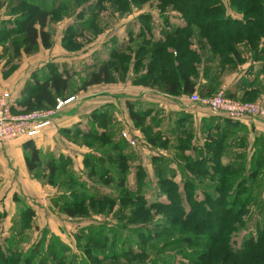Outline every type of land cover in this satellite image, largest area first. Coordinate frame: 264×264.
Returning a JSON list of instances; mask_svg holds the SVG:
<instances>
[{"label": "rangeland", "instance_id": "1", "mask_svg": "<svg viewBox=\"0 0 264 264\" xmlns=\"http://www.w3.org/2000/svg\"><path fill=\"white\" fill-rule=\"evenodd\" d=\"M14 1L15 0H0V20L4 17H11V8L15 4ZM36 1L40 3L41 0ZM96 1L97 0H88L87 2H83L81 6H76L74 3L75 0H48L49 4H62V6L66 8V12L64 13L65 16L60 20L52 21L48 24L47 31L50 33L51 46L47 49L39 45L32 53H17L13 49L14 46L11 43V40L16 39L17 37L13 35L9 38H5L6 36L3 33L0 34L3 38L7 39L0 42V73H2L0 79L3 80V78H5V81L2 83L3 85H24V88L27 90L31 87L30 84L33 83L35 77L41 78L44 75H47L48 65L52 63H49V61L53 57L67 56L73 58L75 57V54L80 51L85 55L81 56L82 58H76V61H81V63L77 64L75 68L64 67L66 69H71L69 70V82L73 91L70 92L71 95L69 97L73 96L74 100L64 105L55 114L53 120L57 116L62 115L67 109H70L68 111L72 112L80 107V101L88 98V96H86L87 93L92 97L97 94L105 95L104 93L114 95L112 103L102 108L109 119L105 124L110 140L106 147L99 146L97 144L98 140L95 138L91 139L93 143L92 146L88 147L83 145L82 143L84 142L85 137L80 133L81 130L79 129L81 128L78 125L71 126L69 130L72 132H69V134L61 130L60 135L63 138L61 142L64 143V149L66 150L65 154L68 156L64 157L61 155V157L55 161L62 162L66 165H60V167L53 172V176H50L51 173L42 165H39L33 172L28 171L24 165H21L20 168L14 169L10 163L18 161L17 157L21 155L23 157L25 155L24 149H22L21 146L17 147L16 145V149L19 153L16 155H10V153L5 150V146L10 145L11 143V145H14V141L9 143L5 142V145L3 144V146H1V161L2 165L6 164V167L0 166V245L3 244L5 248V245H10V242H12L11 244H16V248L19 252L18 260L15 258H13V260L22 262H24L26 255L32 250L36 251L40 256L43 254L45 256L44 247L46 246V243H48V241L51 242V238L54 237L63 244V248L66 251L65 256L72 255L77 257L80 261L86 260V262H88L87 259H90L91 263H95L92 261V259H95L98 264H191L192 261V264H197V259L201 257V249L208 248L207 245L202 244L203 235H208L207 242L220 244V242H216V238L214 237L219 226V220L217 218L219 217L217 216L218 214L216 215L214 213L211 216H198L199 219H202L201 223L208 231L205 232L198 230L197 227H200V224L197 227L194 223H188V225L184 226L183 222L185 219L182 217V212L175 213L169 211L168 208L162 209L156 206V209L153 208L154 206L148 207V205L157 201L165 204L169 203L170 198L167 197L163 191L158 189L157 183L159 178L164 177L166 173L168 175L173 174L174 180L181 185L186 178L188 181H197L202 189L207 186L211 187L217 179L216 174L210 176L215 170L214 167L210 169L212 172L208 171L209 175H202L199 178L195 177V175L193 177L190 173L194 169V165L191 161L198 159L203 152V150H194L195 147L197 149L202 147L204 142V136L202 134L203 128H201L202 121L196 125L194 118H192V120H190L192 121V124L189 122L180 123L177 127L179 130L176 131L175 129L173 131L171 130L172 127H170V121L168 119H173L175 116H172L173 114L170 113H168L169 117L166 116L163 107L149 103L144 104L142 101L135 99L125 100L126 97L132 98V96L143 98L146 93L161 94L167 99L171 98L169 100L181 103L182 106L186 105L188 108L194 106V108H196L193 104L197 105L198 103H193L192 100H190L191 95L184 96V98L180 100L177 99L179 96L167 95L158 91L156 86H145L143 83L135 82L136 77L141 73H145L147 69V67L139 66L137 64L135 55L136 51H138L143 44V37L138 35L141 29L138 20L140 15L144 13L152 16L151 19L153 18V20H151V24L155 38L162 33L164 26L166 29L167 27H174L183 20L176 11L171 10H169V12L167 11L168 16L166 17L168 18L164 21L163 19H160L159 14L162 12L160 11V8L157 7V0H147V2L141 7H136L134 4L130 3L128 7L129 9L126 13H119L111 4L105 3L104 9L98 18L95 17L94 23L93 20L89 23L84 22V26L81 28L80 22L89 20L91 17V10L95 9V6L93 8V5L98 4ZM223 2L226 6H229L228 0H223ZM80 13H83L84 15L82 19L79 18ZM8 23V20L5 21L4 24L0 23V28L5 27ZM202 23L203 25L205 24V22ZM72 26L75 27V30L72 29ZM95 28L99 29L97 31L98 34L95 33L96 35L93 34V29ZM192 30H194L196 37H194L192 48H195L196 54L199 56L197 69L199 74L196 78L197 87L200 88L201 86L206 85L210 82L211 78L215 79L213 85L216 86L215 90L209 96H201L199 95V92L196 93L199 97L213 99L218 94L227 93L226 85L230 84L229 80L231 76L237 75V79H240L243 68L248 67L245 65L247 62L250 63L252 56L254 55L252 50L248 49L249 45L247 42H241L240 47L245 51V53L242 54L243 61L236 65L234 63L232 66L226 64L222 70L218 57H215L212 60L207 58L212 55L208 46H205V50L201 51L197 40L198 30L195 29V27H192ZM129 31L131 32L130 34L133 35L132 39H130ZM72 32L76 33V36H71L69 45L71 46L72 42L82 45L80 50L71 51L63 45L64 34ZM134 32L137 35L136 37L134 36ZM98 36H103V38L101 37L102 39H99L98 44L101 45L100 47L97 46L98 50H96V47L93 48L94 44H92V42ZM104 39L107 40L104 42ZM123 45L128 46L126 53L129 55L130 52L131 58L129 64L124 66V68L121 69L120 67H115L116 70L114 69L115 72L113 73L115 82L110 85L100 84L98 87L89 88L86 91L80 90L82 80L86 77L89 71L95 68V62L93 61L97 60L100 63L101 59L104 58L105 60L108 57V51L110 49ZM263 45L264 38H261L258 47L263 48ZM168 51L169 53L171 52L173 56L176 55L174 49H169ZM92 52L94 56L90 57V53ZM199 54H201V56ZM76 55L80 56L82 54ZM72 60L74 61V59ZM43 63L45 64L41 66ZM203 70L204 72H202ZM217 71L220 72V74L216 73ZM14 73L16 74L14 75ZM11 75L14 76L6 79ZM151 78L152 76H148V78L145 79V82L150 81ZM256 79L253 80V82L256 81L253 87H250L247 92L240 93L238 96L233 95V97L229 96L230 92L227 93V95L234 102L242 104L251 103L254 105L241 107L246 110L256 111V106L259 109L260 106H262L263 113L258 112L257 116L247 117H257L259 121L264 123V74ZM246 96H249L250 99L245 100L244 98ZM124 100L134 101L136 109L138 107L147 108L148 105L153 107V111H151L152 115L147 116V118L143 120V128H141L142 126H137L131 120ZM202 106L205 107V105ZM222 117L226 118V116L223 115ZM231 120L236 121L239 119ZM89 124L90 123L87 122L85 127H88ZM96 129L100 130L98 127H96ZM124 131L128 132L135 138L134 145L127 143L121 137V133ZM186 133H191L189 136L192 139L188 140L189 144L182 141V137H184ZM234 135H236V137L241 135L244 136V131L238 130V133H235ZM248 136H250V134L247 130L246 136H244L245 139L241 144L239 139H236L235 142L231 135H226V141H229L228 139H233L234 141L231 143L227 142V146L226 144L220 145L221 154L227 156V158L221 160L222 163H225L233 153H245L243 171L245 168L247 171L258 165L251 160L249 161L247 156L246 152L250 150V140ZM234 142L236 144L232 146ZM228 144L232 147H228ZM188 145L190 146L189 150L183 152L181 147H188ZM191 147H193V149H191ZM118 153L127 155L128 162L125 171L121 168L122 164H115L110 159L112 156L115 158L118 157ZM69 154L73 156H70ZM86 156L93 157L92 162H89L88 159L86 162ZM95 158L98 159L96 162L93 161ZM157 160H160V164H158ZM240 161H238V159H230L228 165L236 166ZM203 165L204 162L198 164L199 167ZM89 167H93L94 170L91 169L92 174L87 176ZM103 171H111L113 173L114 183L104 184V179H100L98 176V174L101 175ZM22 172L25 174L24 176H20ZM72 174V181H75V183L80 181L81 183L86 184V188H84L83 192L81 189H78V191L82 192L81 195L87 196L88 192L90 193L94 190L93 192L97 195H106L111 198V201L108 202L109 204H112L109 213H92L87 209L89 205L88 200H81L83 201V208L81 209H84L86 212L85 215L70 218L62 212L61 207L54 203V198L62 199L73 195L72 197L79 199L78 194H74V190H72L75 189V186L71 185L70 187H65V185L62 184L63 179H70ZM19 177H21L20 180H18ZM254 179V184L252 186L253 193L251 199L249 198V200L245 202V206L242 207L241 205V202L245 201L243 200L244 194L237 196L236 201H238V203L236 209L239 208L241 211L239 216L240 222L234 226L237 230L229 232V234L231 233L230 241L234 246L241 244V241L250 235V233L257 234L259 229L264 228V172L257 174ZM120 182H122L121 185ZM181 185L179 186L180 193H182L183 190ZM238 187V185L232 186L229 188V191L230 189H233L234 193L237 195V191L239 190ZM196 191L197 195H201L202 190L196 189ZM136 193L142 195L140 197L145 203V208L148 210L145 212L142 222L143 225H141L142 223H138L137 225L130 224L125 221L128 220L129 216H132V212H139L137 216H140L143 212L141 207H138L140 203L133 200V198H130L127 201L123 199L126 195H132L130 197H133ZM31 204H33V206ZM26 206H31L36 209L35 215L32 219V224L34 225L33 229H25V219L21 217V212ZM184 206L185 209L188 208L186 204H184ZM204 207L205 211L210 210L209 213H211L213 204L209 202V204ZM171 216L173 217V222L170 220ZM99 226L104 227L106 230L114 229L116 232V238L111 242V246L108 245L105 248H100V250L95 252L96 254H92V257L88 250L90 244L84 242V236L88 234L90 227ZM78 228L84 229V232L81 233V237L78 236ZM181 228H183L184 231L189 232L191 229L198 230L193 233V235L196 236L200 235L198 236V240L195 241L197 243H185L182 239L183 230ZM77 237L79 238L77 239ZM76 239L78 240V243L76 242ZM109 239L112 240L111 237H109ZM219 239H221V237L217 238V240ZM141 244L144 246L143 251L140 248ZM126 247L129 248L132 253H126L123 255L121 252L122 248ZM109 249H113V251H116L121 257L114 258L107 256L105 251L107 252ZM215 250L213 253H215ZM0 251V264H10L8 262L10 260L9 258H11L10 253L13 252L12 247L5 249L1 248ZM40 256H37V258ZM94 256L96 258H94ZM232 259L233 258L226 257L224 262L230 264ZM49 261L50 259L48 258L46 263L49 264ZM244 262L254 264L249 260ZM63 264L67 263L65 262Z\"/></svg>", "mask_w": 264, "mask_h": 264}, {"label": "trees", "instance_id": "2", "mask_svg": "<svg viewBox=\"0 0 264 264\" xmlns=\"http://www.w3.org/2000/svg\"><path fill=\"white\" fill-rule=\"evenodd\" d=\"M87 1L88 0H75L74 3L76 6H81L83 2ZM14 2L15 4L11 8L10 14L12 20H8L9 23L6 24L5 27L0 28V34L3 33L6 36L5 38H9L13 35L17 37L16 39L11 40V43L14 46L13 49L17 53H32L39 45L46 49L49 48L51 46V41L47 26L52 21H58L65 16L64 13L66 12V8L60 3L49 4L48 0H41L40 3L36 0H15ZM96 2L98 4L93 5V8L95 6V11L91 10V17L89 20L80 22L81 28L84 26V22L89 23L93 20L94 23L95 17L98 18L104 9L105 3L111 4L119 13H126L129 9L128 7L130 3L134 4L136 7H141L147 2V0H97ZM228 4L229 6H226L223 0H157V7H159L162 12L159 14L160 19H163L164 21L168 18L166 16H168V12L171 10L176 11L179 14L183 21L180 20L183 23L180 22L174 27H167V29L164 26L162 33L155 38L151 24V20H153V18L151 19L152 16L144 13L140 15L138 20L141 29L138 35L143 37V44L139 50L136 51L135 55L137 64L139 66L147 67V69L145 73H141L136 77L135 82L143 83L145 86H156L158 91L172 96L191 95L194 92H199V95L201 96L211 95L216 88V86L213 85V82H215L214 78H211L209 83L200 88L197 87L196 84V78L199 74L197 70L199 56L196 54L195 48H192L195 37L192 27H195V29L198 30L197 40L201 51H204L205 46H208L212 55L206 57L210 60L218 57L222 70L226 64L232 66L234 63L236 65L243 61L242 54L245 53V51L240 47L241 42H247L249 45L248 49L252 50L254 56H252L251 60L264 61V45L263 48L258 47L259 40L264 38V0H228ZM79 16V18L82 19L84 15L83 13H80ZM202 22H205V24L203 25ZM72 29L75 30V27L72 26ZM98 30V28L93 29V34L97 33ZM130 33L131 32L129 31V34ZM71 36H76V33L72 32L64 34L63 45L71 51L80 50L82 45L73 42L71 46L69 45ZM134 36L136 37L137 35L134 34ZM5 38L0 35V42L7 40ZM132 38L133 35L130 34V39ZM127 47L128 46L123 45L110 49L108 57L100 63H97L94 66L95 68L89 71L86 77L82 80L80 90L93 84L115 82L113 76V73L115 72L114 69L116 70L117 67L122 69L130 62L131 56L130 52L129 55L126 53ZM169 49H174L176 55L173 56L171 52L169 53ZM199 55L201 56V54ZM47 69V75H44L41 78L35 77L33 83L30 84L31 87L27 90L24 88L22 98L12 109L13 112H29L36 109L51 108L55 106L57 99L64 100L71 95L70 92L73 90L69 82V69L64 67L60 68L59 65L55 63L49 64ZM204 70L202 72H204ZM216 73L220 74L218 71ZM148 76H152V78L150 81L145 82V79L148 78ZM229 96L233 97V95ZM244 99L249 100L250 97L246 96ZM125 106L128 109L131 120L137 126H142L141 128L144 126L143 120L147 118V116L152 115L151 111H153V107L150 105H148L147 108L138 107L136 109L134 101H126ZM88 120V123H90L88 129L85 131L79 129L81 130L80 133L85 137L82 144L90 147L93 145L91 139L95 138L98 140L97 144L99 146L106 147L110 141L108 136L109 133L107 128H105L106 121L109 120L106 112L103 110H94L90 113ZM223 120V126H214V131H212V128L206 130L203 128V145L199 149L196 147L194 149L195 151L203 150L202 155H198V159L191 161L194 165V169L190 172L193 177L194 175L197 178L202 175H209V172H212L210 169L214 167L215 170L210 176L216 174L217 179L213 185L202 189L197 181L191 179V181H188L187 178L183 180L181 185L174 180L173 174L168 175L166 173L164 177L159 178L157 183L158 189L163 191L164 194L170 198L169 203L165 204L157 201L149 204L148 207L154 206L153 208L156 209L157 207L162 209L168 208L169 211L175 213L182 212V217L185 219L183 222L184 226L188 225V223H194L197 227L200 224V227H197L198 230L205 232L208 231L206 227L202 225V219H199L198 216H211L214 213L216 215L218 214L217 216L219 217L217 218L219 220V226L214 237L216 238V242H220V244L207 242L208 235H203L202 238L204 243L202 242V244L207 245L208 248L201 249V257L197 259V264H227L224 262L226 257L233 258L230 264H249L244 262L246 260H249L254 264H264V228L259 229L257 234L250 233V235L244 238L238 246L233 245L230 241L231 233L229 234V232L237 230L234 226L240 222L239 216L241 211L239 208L236 209L238 203V201H236L237 196L244 194L243 200L245 201L241 202V205L242 207L245 206V202L248 201L249 198L251 199L253 193L252 186L255 180L254 177L257 174L264 172V137L259 136L255 138L253 145L259 149H257V153L252 155L249 159V161L251 160L258 164L257 166H254L247 171L245 168L243 171L245 153H242L243 155L233 153L225 163H222L221 160L227 158V156L221 154L220 145L226 144L227 142L231 143L234 140L236 142V139H239V142L241 141L242 144L245 139L244 136H246L247 133V129L243 124L227 117L223 118ZM96 127L100 128V130L96 129ZM238 130L244 131V136L241 135L236 137L234 134L238 133ZM62 131L65 133L67 132V134L72 132L69 128L63 129ZM189 135H191V133H186L184 137H182V141L186 144L188 143V140L192 139ZM226 135H231L234 140L228 139L229 141H226ZM235 142L232 146L236 144ZM232 146L228 144V147ZM189 148V145L188 147H181L183 152H186ZM22 149H24L25 152L24 161L28 171L32 172L36 170L39 165L43 166L40 153L31 140L25 141L22 144ZM191 149H193V147H191ZM92 158L93 157L86 156V162L87 159L89 162H92ZM110 159L115 164H122V170H126V164L128 162L126 154L118 153V157L115 158L112 156ZM230 159H238V161L242 160L238 162L239 164H236V166H229ZM96 160L98 159L95 158L93 161L96 162ZM157 161L158 164H160V160ZM203 162L204 165L199 167L198 164ZM60 165L64 166L66 164L59 161L55 162L53 160L46 161V163L44 162V166L51 173L50 176H53V172L57 170ZM91 169H93V167H89L87 176L92 174ZM72 176L73 174L70 179H63L62 184H64L65 187H70L71 185L75 186V189L72 190H74V194H78L79 199L72 197L73 195L62 199L54 198V203L61 207L62 212L70 218L85 215L86 212L84 209H81L83 208V201L81 200H88L89 205L87 209L92 213H109L112 204H109L108 202L111 201V198L106 195H97L93 192L94 190L90 193L88 192L87 196L81 195L84 188H86V184L81 183L80 181L75 183V181H72ZM98 176L100 179H104V184L114 183L113 173L111 171H103V173L101 175L98 174ZM121 184L122 182H120V185ZM180 185L183 189L182 193L179 192ZM235 185L239 186L237 195L234 193L233 189H230L229 191V188ZM78 189H81L82 192L78 191ZM196 189L202 190L201 195L196 194V192L199 191H196ZM130 196L126 195L123 199L127 201L128 199L133 198V200L140 203L138 207H141L143 212L140 216H137L139 212H132V216H129L128 220L125 221L130 224H141L145 212L148 210L145 208V203L142 201V198L140 197L142 195L140 193L134 194L133 197ZM209 202L213 204L211 213H209L210 210L205 211L204 209V206L208 205ZM184 204L188 206L187 209H185ZM34 215L35 210L31 206H26L21 212V217L25 219V229H33L34 225L32 224V219ZM170 220L173 222L172 216L170 217ZM141 225H143V223ZM181 229L183 230L182 239L185 243H197L195 241L198 240V236L200 235L196 236L193 235V233L198 230L191 229L189 232L184 231L183 228ZM83 232V228H78V236L81 237V233ZM115 233L114 229L106 230L102 226L90 227L88 234L84 236V242L90 244V247H88L90 255L93 257L92 254H96L95 252L100 250V248H105L108 245L111 246V242L116 238ZM109 237H111L112 240H110ZM220 237L221 239L217 240V238ZM78 238L79 237H77V239ZM77 239L76 242L78 243ZM11 243L12 242H10V245H5V248L12 247L13 250V252L10 253L11 258H9V262L5 261L10 264H48L46 263L48 258L50 259L49 264H63L65 262L67 264H98L95 259H92L95 263H91L90 259H87L88 262H86V260L80 261L77 257L72 255L65 256L66 251L63 248V244L54 237L51 238V242L48 241L46 246L44 245L46 257L44 254L40 256L36 251L32 250L26 255L24 262L15 261L13 258L18 260L19 252L16 248L17 245ZM143 247L144 246L141 244L140 248L142 251ZM1 248L5 249L3 244L0 245V249ZM214 250L215 253H213ZM121 252L123 255L126 253H132L127 247L122 248ZM105 254L114 258L121 257V255L116 251H113V249H109L107 252L105 251ZM37 256L40 257L37 258ZM94 258L96 257L94 256Z\"/></svg>", "mask_w": 264, "mask_h": 264}, {"label": "crops", "instance_id": "3", "mask_svg": "<svg viewBox=\"0 0 264 264\" xmlns=\"http://www.w3.org/2000/svg\"><path fill=\"white\" fill-rule=\"evenodd\" d=\"M12 18H8V17H4L3 19L0 20V23H3L7 20H11ZM135 34V32H134ZM103 36H98L95 38V40L92 42V44H94V47L96 50H98L97 46L100 47L101 44H98L99 39L101 40ZM157 37V36H156ZM117 38V37H116ZM107 40V39H106ZM104 39V42L106 41ZM94 52V51H93ZM93 52L90 53V57L94 56ZM109 52V51H108ZM75 54V53H72ZM76 54H82L80 56L76 55ZM75 54V57L71 58V57H67V56H55L53 57L49 63H59L57 65H59L60 68L62 67H67V68H75L77 66V64H80L81 61H76V58H82L81 56H85L82 51L78 52ZM88 54V53H85ZM74 59V61L72 60ZM104 60L101 59L100 61ZM69 61V62H66ZM97 61V60H96ZM93 61L95 62V65L97 63H99V61ZM62 62V63H60ZM66 62V63H64ZM45 63H43L41 66H43ZM69 64V65H68ZM245 66L248 67H244L241 73V77L240 79H237L238 77H236L237 75L231 76L230 78V84L226 85V92L229 93L230 95H234V96H238V94L240 93H245L248 91V89L250 87H253L254 83L256 81L253 82L254 79H256L259 76H262V74H264V61H254L251 60L250 63L247 62ZM248 68V69H247ZM71 70V69H69ZM16 73H14L15 75ZM0 75H2V73H0ZM13 75V76H14ZM239 75V74H238ZM12 75L6 79L12 78ZM5 78L0 79V92L3 91H9L11 93V96L14 98V100L16 101V104H18V102L20 101V99L22 98V92L24 90V85H3V81ZM31 80V79H30ZM257 80V79H256ZM228 81V82H229ZM100 84H105V85H110L112 83H100ZM100 84H93L90 86H87L85 89L83 90H87V89H91L93 87H98ZM252 84V85H250ZM85 94V93H84ZM105 95H100L97 94L94 97L90 96V94L87 93L86 96H88V98L86 99H82L80 101V107L76 108L74 111H68L70 109L65 110V112L62 115L57 116L53 122L51 126H48L46 128H44L38 135L34 136L33 138H19V139H15L12 140L14 141L13 144L15 145H7L5 146V150L10 153V155H16L19 153V151L16 149V145L17 147L21 146L22 144L27 141V140H31L34 145L36 146V148L38 149L41 159L43 161V166H44V162L46 163V161L49 160H53L56 161L58 160L61 155L62 156H68L66 155V150L65 145H63L64 143L61 142V140L63 139L62 136L60 135L61 130L66 129V128H70L73 125H78L83 131L87 130L88 127H85V124L87 122H89L88 118L89 115L92 111L94 110H103L102 108L105 106H108V104L112 103V100H114V95L113 94H107L104 93ZM145 95V94H143ZM142 95V96H143ZM132 96V95H131ZM184 96L187 95H181L179 96V98L182 100L184 98ZM140 100L142 101L144 104H154V105H159L161 107L164 108L165 111V115L168 116V113L173 114L172 116H175V118L173 119H168L170 121V127H172L171 130H175L178 131L179 128L178 124L180 123H187L189 122L190 124H192V118H194V122H196V125H198V123H201L202 121V127L205 130L212 128V131L214 126H219L222 127L223 126V118L222 115L223 114H219V113H213L212 111L210 112L209 109H207L206 107H203L202 105H196V108H194V106H192V108H188V106L183 105L181 103H177L176 101H172L167 99L166 97H164L161 94H150V93H146V95L141 98L139 96H132L131 97H126L125 100ZM124 100V102H126ZM87 101V102H86ZM114 103V101H113ZM116 103V101H115ZM122 105V104H121ZM156 108V107H154ZM202 111V112H201ZM224 116V115H223ZM169 117V116H168ZM183 120V121H182ZM237 122L243 124L246 129L249 131L250 136L249 137V145H250V150H248L247 156L250 159L252 155H254L255 153H257V148L253 145L255 142V138L262 136L264 137V123L259 121L257 119V117H247L244 116L242 118H240L239 120H236ZM200 125V124H199ZM200 128V129H201ZM203 129V130H204ZM194 130V129H193ZM9 141V142H12ZM6 142V143H9ZM4 143H0V148L1 146H3ZM14 146V147H13ZM22 154V153H21ZM1 152H0V166H5L2 165V161H1ZM70 155V154H69ZM73 156V155H70ZM263 156H264V152H263ZM18 161H16L15 163H10L11 166L14 169L20 168V166L24 165L26 167L25 161H24V156L22 157L19 156L17 157ZM7 163V162H6ZM15 164V165H14ZM27 169V167H26ZM28 170V169H27ZM33 172V171H32ZM25 174H23V172L21 173L20 176H24ZM21 177L18 178V180H20ZM33 206V204H31ZM34 210H36L34 207H32ZM36 212V211H35Z\"/></svg>", "mask_w": 264, "mask_h": 264}, {"label": "built area", "instance_id": "4", "mask_svg": "<svg viewBox=\"0 0 264 264\" xmlns=\"http://www.w3.org/2000/svg\"><path fill=\"white\" fill-rule=\"evenodd\" d=\"M74 100L68 97L64 100L57 99L54 107L47 109H36L29 112H13L17 105L11 93L0 92V143L9 142L19 138H33L44 128L52 125L55 114L66 104ZM193 103L205 105L210 111L223 114L231 119H240L244 116H257L258 112L263 113V107L256 106V111L246 110L242 106H254L251 103H237L228 97L227 93L218 94L213 99L199 97L197 93H192ZM232 104V105H230ZM121 137L129 144H135V138L128 132L121 133Z\"/></svg>", "mask_w": 264, "mask_h": 264}]
</instances>
